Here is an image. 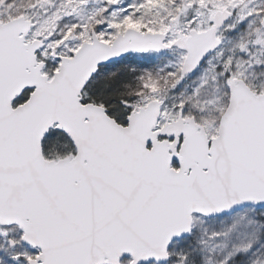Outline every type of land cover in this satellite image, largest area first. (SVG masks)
Returning <instances> with one entry per match:
<instances>
[{
	"label": "snow or ice",
	"instance_id": "obj_1",
	"mask_svg": "<svg viewBox=\"0 0 264 264\" xmlns=\"http://www.w3.org/2000/svg\"><path fill=\"white\" fill-rule=\"evenodd\" d=\"M0 264H264V0H0Z\"/></svg>",
	"mask_w": 264,
	"mask_h": 264
}]
</instances>
